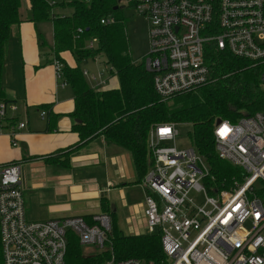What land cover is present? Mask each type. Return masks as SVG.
<instances>
[{"label": "built area", "instance_id": "obj_1", "mask_svg": "<svg viewBox=\"0 0 264 264\" xmlns=\"http://www.w3.org/2000/svg\"><path fill=\"white\" fill-rule=\"evenodd\" d=\"M127 4L147 21L149 54L143 64L153 75L160 97L190 92L212 79L207 63L210 45L260 63L264 88V0H128ZM96 42L91 41L88 48L93 49ZM53 67L63 81L62 63L55 59ZM83 74L95 89L107 84L105 71L83 70ZM17 111L14 104H0L2 120ZM40 116L45 119L48 112L41 110ZM177 126L162 124L150 130V165L140 181L146 190L149 235L161 239L165 259L159 264H264V202L257 196L261 188L257 185H264V111L237 123L215 122L219 158L241 169L244 179L214 192L207 185L213 180L210 169L193 147L166 145L176 141ZM25 128L26 123H20L10 135ZM20 185L17 164L0 168L3 264H66L72 235L81 247L111 252L104 264H155L115 259L108 213L30 221Z\"/></svg>", "mask_w": 264, "mask_h": 264}, {"label": "trees", "instance_id": "obj_2", "mask_svg": "<svg viewBox=\"0 0 264 264\" xmlns=\"http://www.w3.org/2000/svg\"><path fill=\"white\" fill-rule=\"evenodd\" d=\"M27 1L29 7L24 8L23 0H0V104L13 103L7 98L3 81L12 29L25 22L35 25L50 22L54 37L50 54L62 63L63 82L73 90L74 109L69 116L75 120L72 129L78 136L75 145L40 159L68 166L69 157L102 137L108 145L131 154L141 179L150 165V130L162 124H191V146L205 160L213 178L207 183L208 189L211 192L230 189L235 182H243L242 170L219 158L214 128L219 119L237 123L245 116L264 111L263 67L260 63L237 58L210 45L207 63L212 79L195 90L164 99L155 91L153 75L131 56L123 13L124 2L127 4L128 0ZM58 7L72 8L73 13L56 14ZM102 20L112 21L102 24ZM93 40L97 41L96 45L89 49ZM65 53L72 55L75 66L63 59ZM100 56L105 57L111 74L117 77L118 88L95 89L85 78L80 65ZM51 108V105L39 107L40 111L48 112L47 131L55 128L60 117ZM8 122H12L10 128L15 126L13 120ZM63 155H67V159L60 163L58 160ZM257 196L264 202V185L257 190ZM112 224L109 240L117 261L136 258L159 264L165 259L159 235L126 236ZM110 258L109 251L84 255L72 235L66 264H104ZM0 264H3L1 235Z\"/></svg>", "mask_w": 264, "mask_h": 264}, {"label": "crops", "instance_id": "obj_3", "mask_svg": "<svg viewBox=\"0 0 264 264\" xmlns=\"http://www.w3.org/2000/svg\"><path fill=\"white\" fill-rule=\"evenodd\" d=\"M55 13L60 14L58 9ZM47 23L52 28L53 47V25ZM44 24L25 22L11 31L3 81L7 98L16 105L23 102L26 119H19L17 112L0 123V168L10 163L20 167L27 218L34 222L108 213L119 228V221L128 218L126 212L130 218L135 216V208L136 214L145 219L146 193L135 207L131 200L137 188L143 186L129 152L99 137L69 157L68 166L40 159L78 141L72 129L75 120L69 116L74 109L73 90L57 79L54 55H49L51 60L42 56L46 45ZM12 54L15 57L11 63L8 56ZM68 56L73 59L70 53L62 55L66 62ZM41 105H51L53 113L60 116L52 131H47L48 117L40 116ZM9 120H13L14 127H9ZM24 122L26 128L11 136L12 129ZM65 159L67 155L58 161L65 163Z\"/></svg>", "mask_w": 264, "mask_h": 264}, {"label": "rangeland", "instance_id": "obj_4", "mask_svg": "<svg viewBox=\"0 0 264 264\" xmlns=\"http://www.w3.org/2000/svg\"><path fill=\"white\" fill-rule=\"evenodd\" d=\"M69 1H72V0H58L59 3L69 2ZM124 3H125L124 4L125 7L123 9V13L126 19V36H127V39L130 45L131 56L135 61L137 62L139 61L143 63L144 57H146V55L149 54L147 21L145 20V18L137 14L131 7H129V5L126 4V1ZM23 7L24 8L29 7L27 0H23ZM57 9L61 15H70L72 13V8H69V7H63V8L58 7ZM43 26H44L43 31H44V39H45L44 42L46 41V45L43 48L44 53L42 54V56L46 60L47 59L51 60L52 57H49L50 55L49 51H50V48L52 47L51 46L52 45L51 44L52 28L48 23L44 24ZM46 52L48 53V56ZM8 57L12 63V60H14L15 54H12V56L10 55ZM67 63L69 65L76 64V62L73 59H71L69 56H68ZM80 67L82 70H88L91 73L105 71V77L106 79H108V81H107V84L99 88V90L116 89L119 87V81L116 76L111 74L110 67L106 64V60L104 56H100L97 60H87L83 62L80 65ZM10 69H11V65L9 66V71ZM61 82L63 84V81ZM9 104H13V103H9ZM16 106L19 110L17 111L18 113L16 112L19 119L21 120L26 119V116H25L26 110H25V106L23 102H19V104ZM8 114L11 115L10 112ZM1 122H4V121L0 118V123ZM176 130L178 132V137L176 138V141L169 142L166 145L174 146L175 144L178 148H189L191 146L189 134L192 132V125L191 124H180L176 127ZM260 186L262 187V184L259 183L257 187L259 188ZM145 193L146 191H144L143 187L137 188L136 193H134L133 198H131L133 207H135V205H139L140 203H142V201L144 200ZM195 198L197 201H201L200 197H195ZM125 215H127L128 217L127 220L123 222L119 221V228L121 229L124 235L126 236L149 235L147 220L143 219L142 216H138L136 214V208H135V216L133 218H130L128 212H126ZM131 219L133 221L129 222ZM246 228L250 229V223L246 224ZM81 248H82V252L84 255H93V254L100 253V249L95 248L94 246L86 245V246H82Z\"/></svg>", "mask_w": 264, "mask_h": 264}, {"label": "water", "instance_id": "obj_5", "mask_svg": "<svg viewBox=\"0 0 264 264\" xmlns=\"http://www.w3.org/2000/svg\"><path fill=\"white\" fill-rule=\"evenodd\" d=\"M79 121H76V123H78ZM221 123V120H217V124H220Z\"/></svg>", "mask_w": 264, "mask_h": 264}]
</instances>
